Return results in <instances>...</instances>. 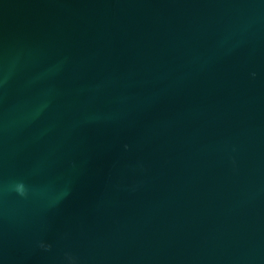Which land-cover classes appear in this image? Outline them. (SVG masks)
<instances>
[{
  "label": "water",
  "instance_id": "1",
  "mask_svg": "<svg viewBox=\"0 0 264 264\" xmlns=\"http://www.w3.org/2000/svg\"><path fill=\"white\" fill-rule=\"evenodd\" d=\"M0 264H264V0H0Z\"/></svg>",
  "mask_w": 264,
  "mask_h": 264
},
{
  "label": "clouds",
  "instance_id": "2",
  "mask_svg": "<svg viewBox=\"0 0 264 264\" xmlns=\"http://www.w3.org/2000/svg\"><path fill=\"white\" fill-rule=\"evenodd\" d=\"M16 190L20 195H24L25 194V187L22 183L17 184L16 186ZM43 246V245H42ZM44 247H50V246H44Z\"/></svg>",
  "mask_w": 264,
  "mask_h": 264
}]
</instances>
